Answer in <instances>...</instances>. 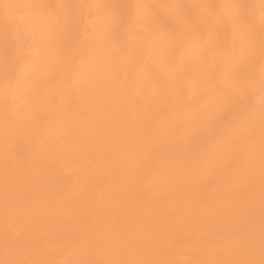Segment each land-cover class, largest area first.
<instances>
[{"label":"snow or ice","instance_id":"obj_1","mask_svg":"<svg viewBox=\"0 0 264 264\" xmlns=\"http://www.w3.org/2000/svg\"><path fill=\"white\" fill-rule=\"evenodd\" d=\"M0 8L26 10L20 18L9 15L0 69L6 218L39 210V191L20 178L50 174L57 155L81 145L86 132L119 151L122 145L105 134L113 122L116 135L144 157L124 178L127 198L211 165L201 204L229 202L199 226L215 249L205 258L171 259L174 239L161 244L116 210L109 223L93 219L85 209L98 206L87 201L73 210L78 225L54 236L64 259L30 258L47 244L43 228L33 225L14 238L6 229L0 264H264V0H38ZM85 18L88 38L80 41ZM193 83L199 94L190 92ZM133 86L143 88L146 103L129 113L124 102ZM57 126L67 132L59 140L50 137ZM159 159L168 166L154 165ZM257 202L259 259L251 253ZM235 249L247 255L213 258Z\"/></svg>","mask_w":264,"mask_h":264},{"label":"bare ground","instance_id":"obj_2","mask_svg":"<svg viewBox=\"0 0 264 264\" xmlns=\"http://www.w3.org/2000/svg\"><path fill=\"white\" fill-rule=\"evenodd\" d=\"M30 4L38 0H0L2 3ZM53 3H98L100 0H50ZM259 3V0H254ZM258 11V10H257ZM9 15L20 18L26 16V10L13 9L10 13L0 8V69L3 67L5 52V29L9 26ZM87 13L85 12V17ZM21 26L25 24L21 22ZM87 22L81 24L79 40L86 38ZM90 36V34H89ZM76 59V53L69 58L71 63ZM19 72V67L16 68ZM27 69L25 68V72ZM2 77V72H0ZM258 86V85H257ZM200 85L193 83L189 86L192 94H199ZM3 80L0 79V111L3 110ZM143 88L133 86L127 94L124 102L125 111L131 113L145 106ZM118 127L116 122L106 125L105 134L114 137L115 141L122 145L119 151H114L113 146L101 143L94 133L86 132L85 140L79 146H67L57 155L54 167L50 174L43 171L35 176L21 177L19 182L27 183L28 187L38 190L39 210L37 212L21 213L19 216H5L3 205V191L5 186V172L3 162L5 159V140L0 129V259L4 258V237L6 229L10 238L21 236L30 227L36 225L43 228L41 236L47 240L44 251L33 253L30 258L59 261L64 259L66 253L58 251L60 245L54 239L58 233L75 228L78 225V217L73 210L84 208L87 201H91L98 207L85 209L93 219L99 218L105 223L111 222L112 210L120 213L121 217L130 216L131 222L158 240L166 244L169 240H175L174 249L169 253V258L177 261L195 260L205 258L209 250L215 251L210 241L202 237L199 226L208 223L214 214L213 209L229 206L226 200L214 202L212 205H202L203 193L201 184L211 174V165L202 172L191 177H170L163 183L149 184L138 189L135 199H129L124 195V178L130 177L134 168L143 166L144 157L128 148L124 141L116 135L114 129ZM67 135L66 130L53 127L50 137L59 140ZM43 145L42 147H46ZM247 152V148H244ZM259 160L258 154L253 157ZM41 161L47 160V155L42 153ZM90 167L82 168L85 163ZM154 165L167 167L166 159L153 161ZM119 178V182H110L113 176ZM102 180V184L93 183L94 180ZM9 183H17L15 178H9ZM254 232V247L251 250L254 258L260 257V215L259 205L255 210V218L252 224ZM247 255L242 249H235L233 253L225 256H213V258H240Z\"/></svg>","mask_w":264,"mask_h":264}]
</instances>
